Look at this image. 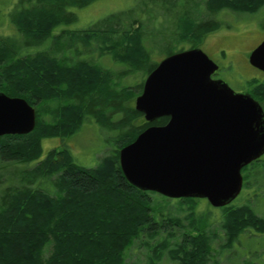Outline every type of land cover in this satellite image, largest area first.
<instances>
[{"label": "trees", "instance_id": "obj_1", "mask_svg": "<svg viewBox=\"0 0 264 264\" xmlns=\"http://www.w3.org/2000/svg\"><path fill=\"white\" fill-rule=\"evenodd\" d=\"M93 1L20 0L11 21L22 44L0 38V93L25 99L37 112L32 133L0 138V171L5 173L0 180V264H128L138 241L149 244V264H160L165 257L178 264H207L219 237L199 225L194 207L187 216L175 217L172 212L182 209L161 208L158 194L140 190L124 176L120 151L145 129L166 125L169 118L135 127L134 121L144 115L126 103L136 95L115 80L133 71L153 72L158 64L148 48L159 42L183 43L191 35L201 40L219 29L220 13L241 20L239 15L258 13L264 0H154L151 8H139L146 16L150 12L144 21L131 9L96 28L56 32L77 21L69 8L81 9ZM170 1L173 7L167 6ZM159 19L168 30L162 35L149 28V22L155 27ZM51 39L53 45L45 52L21 55L22 46L42 47ZM94 44L101 56H112L125 69L115 75L93 62ZM144 82L137 88L139 95ZM115 114L121 116L117 123L112 121ZM88 116L104 130L121 132L117 150L95 169L80 166L67 149H53L41 159L44 139L72 138ZM34 162L29 170L17 166ZM10 165L16 169L9 171ZM47 180L54 194L39 188ZM222 210V252H230L247 228L264 233V219L251 207Z\"/></svg>", "mask_w": 264, "mask_h": 264}, {"label": "water", "instance_id": "obj_2", "mask_svg": "<svg viewBox=\"0 0 264 264\" xmlns=\"http://www.w3.org/2000/svg\"><path fill=\"white\" fill-rule=\"evenodd\" d=\"M250 64L264 72V41ZM219 66L199 48L165 58L145 81L136 110L150 126L120 151L133 186L171 199H207L216 208L241 194L242 170L264 156V109L248 93L214 80ZM37 112L0 93V138L32 133Z\"/></svg>", "mask_w": 264, "mask_h": 264}, {"label": "rangeland", "instance_id": "obj_3", "mask_svg": "<svg viewBox=\"0 0 264 264\" xmlns=\"http://www.w3.org/2000/svg\"><path fill=\"white\" fill-rule=\"evenodd\" d=\"M153 1L96 0L81 9L69 8L67 11L74 14L77 21L68 27H59L56 32L59 33V31L66 29L75 31L96 28L112 15H118L131 9L135 11L137 18L144 21L143 18L147 17L150 12L148 11L146 16L145 13L140 12L139 8H151ZM19 3L20 0H0V38H14L19 44H22V41L17 39L19 33L11 21ZM167 6L173 7L174 5L170 1ZM226 12L224 11L220 13L219 17L217 16V20L220 21L219 29L206 34L201 40H197L191 35L188 36L189 40L183 43L173 42L170 44L167 41H163L158 43V47L148 48L151 53V60L154 64H160L170 53H178L193 47L200 48L220 65L221 73L218 76L219 78L226 81L236 91L250 93L264 108V73L249 63L251 52L264 41V7L258 13L255 12L256 14L239 15L242 18L241 20H239L238 16L230 18L234 14L228 12L229 15ZM145 23L148 22L145 21ZM163 23L159 19V23L154 27L149 22V28L151 30L153 28L158 35H162L168 32V30L162 29ZM52 39L42 47L27 48L22 46L21 55H35L39 52H45V50L49 49L48 47L53 45ZM91 51L93 53L92 61L104 70L111 71L116 75L121 72V69H125L123 68L124 65L114 62L112 56H101L97 44L92 46ZM147 76V73H143V71H133L129 72V75L121 80L116 78L115 81L119 82L121 88H127L136 95V98L127 102L126 105L135 107V101L141 95H139L137 88L146 80ZM120 119L121 116L115 114L112 121L117 123ZM144 121V117L138 118L133 125L135 127L141 126ZM120 134L121 132L117 128L108 131L104 130V127L95 117L88 116L79 132L72 138L66 140L60 138L44 139L42 141L43 155L41 159H44L53 149H67L80 166L95 169L103 158L108 157L113 150L119 148L117 140ZM35 164L36 162L27 165L17 164V166H23L29 170ZM0 166H4L1 161ZM8 169L10 171L16 168L10 165ZM4 174L1 170L0 180L2 181ZM243 175L246 177L243 190L230 206L235 209L249 206L255 215L264 219V156L260 161L249 165L243 171ZM47 181H43L47 183L42 184L39 188L54 194L55 190L52 181ZM155 200L156 204L161 208L168 206L169 208H175L174 211L182 209L180 212H172L175 217L180 216V218L188 215L190 206L194 207L196 215L202 220L199 225H204L214 236L217 235L219 237L216 242H213V256L207 264H264V233L252 228L244 230L245 232L239 238V243H235L234 248L230 252H222L224 248H221V245L226 237L222 228L225 212L222 208L212 206L207 199H198L195 202H179L177 199L166 198L158 194ZM149 248V244H145V241H138L128 254V264H149V255L151 253ZM160 264L178 263L165 257Z\"/></svg>", "mask_w": 264, "mask_h": 264}, {"label": "flooded vegetation", "instance_id": "obj_4", "mask_svg": "<svg viewBox=\"0 0 264 264\" xmlns=\"http://www.w3.org/2000/svg\"><path fill=\"white\" fill-rule=\"evenodd\" d=\"M219 74H220V71L219 72H217L215 75H214V78L216 79V80H223V79H221V78H219L218 76H219ZM236 91V90H235ZM236 92H241V91H236ZM242 93H245V92H242Z\"/></svg>", "mask_w": 264, "mask_h": 264}]
</instances>
